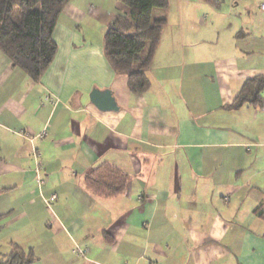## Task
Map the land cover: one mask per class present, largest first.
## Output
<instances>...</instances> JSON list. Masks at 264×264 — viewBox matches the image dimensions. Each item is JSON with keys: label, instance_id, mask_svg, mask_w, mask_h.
<instances>
[{"label": "crops", "instance_id": "crops-1", "mask_svg": "<svg viewBox=\"0 0 264 264\" xmlns=\"http://www.w3.org/2000/svg\"><path fill=\"white\" fill-rule=\"evenodd\" d=\"M104 2L69 0L37 82L0 53V246L31 264H264V108L224 109L264 74V0H228L223 24H166L141 94L104 57L121 9ZM99 168L128 178L122 194L90 188Z\"/></svg>", "mask_w": 264, "mask_h": 264}, {"label": "trees", "instance_id": "trees-1", "mask_svg": "<svg viewBox=\"0 0 264 264\" xmlns=\"http://www.w3.org/2000/svg\"><path fill=\"white\" fill-rule=\"evenodd\" d=\"M68 2L0 0V53L33 82L40 80L57 53L53 32ZM116 3L121 9L106 28L103 54L113 72L127 78L129 91L141 94L150 87L147 72L167 22L163 17L152 19V12L167 9L168 0H116ZM263 92L264 74L247 79L224 109L264 108ZM100 169L87 177L90 188L105 198L122 194L128 178L118 171L103 172L104 169L100 172ZM2 191L0 189V194ZM258 210L255 212L260 215ZM261 217L264 219V215ZM12 247L8 254L0 255V264H31L34 261L32 250L27 252L15 244Z\"/></svg>", "mask_w": 264, "mask_h": 264}, {"label": "rangeland", "instance_id": "rangeland-1", "mask_svg": "<svg viewBox=\"0 0 264 264\" xmlns=\"http://www.w3.org/2000/svg\"><path fill=\"white\" fill-rule=\"evenodd\" d=\"M211 1L212 0H168V8L165 10L154 9L152 12V19H158L162 17L166 19L167 21L166 22L167 26L165 29L166 36L170 35L171 33H175L179 25H182V24L185 25V23H189L192 20L194 22L199 21V26L201 27L202 25L210 24L213 19L215 20L216 23H220V24L221 23L223 24L224 20L230 21L231 14L229 11L228 0H220L221 9L219 10H216V8L210 7ZM104 3L106 5H109V0H105ZM212 12H213V15H212ZM226 13L228 14V16L226 15ZM81 30L84 32L85 30H88V29L86 27L84 28L83 25H81L80 31ZM104 33H103V36H104ZM103 36H102V39H103ZM262 96L264 97V92L262 93ZM244 116L246 115H242L241 117H239L241 121L245 120ZM244 124L246 125L247 122L244 121ZM258 129H259L258 136L260 138L259 146L263 147L261 149H262V152L264 153V126L263 128H258ZM0 247H1L0 252H2V254L0 255L8 254L13 248L12 244L9 245V249L5 245L0 246ZM32 255H33V252H32Z\"/></svg>", "mask_w": 264, "mask_h": 264}, {"label": "water", "instance_id": "water-1", "mask_svg": "<svg viewBox=\"0 0 264 264\" xmlns=\"http://www.w3.org/2000/svg\"><path fill=\"white\" fill-rule=\"evenodd\" d=\"M90 102L100 111H118L115 99L110 90L94 89L89 94Z\"/></svg>", "mask_w": 264, "mask_h": 264}, {"label": "built area", "instance_id": "built-area-1", "mask_svg": "<svg viewBox=\"0 0 264 264\" xmlns=\"http://www.w3.org/2000/svg\"><path fill=\"white\" fill-rule=\"evenodd\" d=\"M262 8H264V6H262ZM30 141H31V140H30ZM32 154H33L36 158L38 157L37 152L32 151ZM37 181H38L39 186L45 184V180H44V178H43L42 176H39V175H38V172H37ZM55 198H56V196L53 195V196H51L50 198H48L47 200H45V202H46L47 204H49V203L53 202ZM85 251H86V250H84V251L79 250V249L76 250L78 256H84V254L86 253Z\"/></svg>", "mask_w": 264, "mask_h": 264}]
</instances>
